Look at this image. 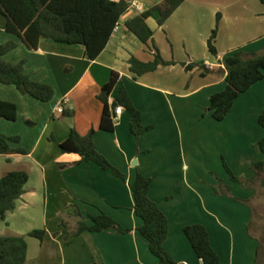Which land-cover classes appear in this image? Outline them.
Returning a JSON list of instances; mask_svg holds the SVG:
<instances>
[{
    "label": "crops",
    "instance_id": "crops-1",
    "mask_svg": "<svg viewBox=\"0 0 264 264\" xmlns=\"http://www.w3.org/2000/svg\"><path fill=\"white\" fill-rule=\"evenodd\" d=\"M126 1L138 2L146 12L166 0ZM138 15L121 18L119 31L95 61L86 58L82 45L50 39H42L39 49L31 50L6 31V18L0 15V46L17 43L5 61H25L26 73L55 92L50 102L43 103L0 83V100L17 106L16 121L0 118V135L19 137L11 148L27 153L0 154V178L13 171L27 172L30 177L16 209L0 221V237H27L37 227L46 231L34 253L31 238H26L25 264H160L137 231L142 220L135 213L130 184L141 173L152 179L149 196L168 219L165 248L175 261L202 264L184 232L188 226L202 225L223 264H258L261 245L251 229L258 183L248 188L234 182L224 162L235 176L248 180L256 176L252 165L264 160L255 148L264 138L259 124L264 80L235 101L224 121L217 122L206 110L212 96L226 88L224 60L228 55L236 51L264 55V5L260 0H184L163 26L154 13L147 20L154 42L163 59L176 64L136 78L130 59L154 60V51L126 28V22ZM218 15V55L213 56L208 40ZM191 64L193 68L187 70ZM113 73L119 80L110 103L124 87L141 112L143 125L152 127L139 139L131 134L132 117L127 111L113 132L100 129L103 104L99 95ZM62 105L68 116L58 111ZM73 129L81 136L94 130L98 151L127 181L94 163L77 165L80 156L64 154L58 144ZM60 165L67 167L60 170ZM220 181L230 188L232 197L214 194L212 186ZM71 207L88 224L90 216L105 213L123 229L133 231L86 232L67 239L63 221L72 233L80 220Z\"/></svg>",
    "mask_w": 264,
    "mask_h": 264
},
{
    "label": "trees",
    "instance_id": "trees-1",
    "mask_svg": "<svg viewBox=\"0 0 264 264\" xmlns=\"http://www.w3.org/2000/svg\"><path fill=\"white\" fill-rule=\"evenodd\" d=\"M183 1L166 0L126 22V28L142 44L154 51V60L151 62H142L136 57L130 59L131 71L136 75V78L154 72L161 66L176 64L163 59L154 42V32L149 27L147 20L154 13H158V24L163 26ZM260 1L264 5V0ZM128 7L129 3L126 0L119 2L112 0H0V15L6 18V31L19 37L31 50H38L42 39H50L67 45H82L85 47L86 58L95 61L106 49L116 25L127 13ZM220 19L221 16L218 15L217 25L208 40V49L213 56L218 55L215 40L218 35ZM16 47V42L0 46V83L15 86L22 94L29 95L40 102H50L55 94L53 87L34 81L26 73L25 61L19 64L5 61L4 56ZM198 65L202 66L203 63ZM193 66L192 64L188 65L186 69L191 70ZM224 66L227 72L226 88L212 96L210 106L206 110V114L210 113L217 122L226 119L235 101L242 94L264 80V55H249L244 51H236L225 58ZM118 80L119 75L113 73L99 95L103 104L100 129L113 132L115 126L113 116L116 108L121 106L132 117L131 134L139 139L152 127L143 125L141 112L134 106L124 87L120 89L117 98L110 103V97ZM63 114L68 116L69 112L64 109ZM0 118L16 121L17 106L14 103L0 100ZM259 124L264 129V109L259 117ZM94 136V130L86 136H81L73 129L68 139L59 143L58 146L64 154L80 156L81 160L76 163L77 165L94 163L103 171H111L115 176L127 181L126 175L98 151ZM19 141V137L9 138L0 135V154H27L24 149L14 150L11 148L12 142L18 143ZM255 148L264 154V138L255 144ZM66 167V165L59 166L60 170ZM224 167L234 182L244 187L253 188L258 183L260 174L264 173V160L252 165L256 176L248 180L235 176L226 162H224ZM29 179V174L24 171H13L0 178V221H6L8 213L16 209L18 200L25 193ZM151 185L152 179L141 173H138L134 182L130 184L135 200V213L142 220V225L137 231L147 240L150 252L159 260L160 264H180L165 248V242L169 236V222L166 215L149 196ZM212 189L215 195L232 197L230 188L223 181H220L218 186H212ZM71 208L75 210L76 217L80 220L77 229L72 233L68 231L67 224L63 221L62 225L65 227L67 239L78 237L86 232L102 233L115 230L117 233L127 234L133 231L132 229H123L105 213L90 216L91 224H88L75 207ZM184 232L202 264H223L213 249L209 233L204 226H188ZM27 237L43 242L46 238V231L36 229L29 232ZM27 255L28 243L25 236L0 237V264H25Z\"/></svg>",
    "mask_w": 264,
    "mask_h": 264
},
{
    "label": "rangeland",
    "instance_id": "rangeland-1",
    "mask_svg": "<svg viewBox=\"0 0 264 264\" xmlns=\"http://www.w3.org/2000/svg\"><path fill=\"white\" fill-rule=\"evenodd\" d=\"M256 188L258 194H257V198L254 200L255 201L253 203L254 205L252 206L254 217H253L251 229L253 234L256 235L260 240L261 246H259L260 253H259L258 264H264V173L260 174L258 179V185ZM72 221L73 220H71V222ZM37 228L39 229L40 227ZM11 234H15V231H12ZM29 243H30L31 252L34 253L36 251V246L38 245L37 239L31 238L29 239Z\"/></svg>",
    "mask_w": 264,
    "mask_h": 264
},
{
    "label": "built area",
    "instance_id": "built-area-1",
    "mask_svg": "<svg viewBox=\"0 0 264 264\" xmlns=\"http://www.w3.org/2000/svg\"><path fill=\"white\" fill-rule=\"evenodd\" d=\"M132 13L142 14V13H144V7L141 4H139L138 2H135V1L130 2L126 14H132ZM120 26L121 25H120V22H119L116 25L114 32H118L119 29H120ZM205 66L209 68L211 65L209 63H205ZM63 110H64V107L62 105V106L59 107L58 111L59 112H63ZM123 112H124V109L121 106L116 108L115 115L113 116L114 123H116L119 120V118H120V116L122 115Z\"/></svg>",
    "mask_w": 264,
    "mask_h": 264
}]
</instances>
